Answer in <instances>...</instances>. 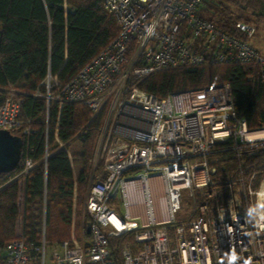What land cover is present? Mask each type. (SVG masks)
Wrapping results in <instances>:
<instances>
[{"label": "built area", "instance_id": "1", "mask_svg": "<svg viewBox=\"0 0 264 264\" xmlns=\"http://www.w3.org/2000/svg\"><path fill=\"white\" fill-rule=\"evenodd\" d=\"M201 1H103L118 24L116 37L65 85L47 76L43 95L46 118L50 102L57 103V121L64 102L92 112L105 109L95 153L100 151L102 165L85 197L88 240L80 243L72 229L68 240L46 242L43 211L40 238L20 235L6 243L0 264H46L48 258L53 264H116L110 239L127 234L135 247L121 249V264H264V175L259 170L264 164L248 163L264 149V128L250 130L237 117L228 84L164 98L128 87L132 79L164 69L200 65L251 64L264 83V57L250 43L254 28L236 22L238 36L225 33L197 16ZM51 80L58 87L55 95H50ZM20 108L9 88L0 106L1 130L13 134L20 129ZM29 133L28 127L20 129L21 135ZM53 133L69 158L57 138V123ZM229 141L228 148L217 150L236 161L234 176L223 181L222 198L212 181L216 160L209 156L216 145ZM47 156L45 150L44 163ZM34 166L26 157L13 179L26 177ZM152 181L162 186L166 220L156 219ZM196 189H204L199 217L173 226L171 238L167 228L182 193ZM136 191L145 220L131 214L129 195Z\"/></svg>", "mask_w": 264, "mask_h": 264}, {"label": "trees", "instance_id": "2", "mask_svg": "<svg viewBox=\"0 0 264 264\" xmlns=\"http://www.w3.org/2000/svg\"><path fill=\"white\" fill-rule=\"evenodd\" d=\"M103 1L0 0V106L12 88L21 102L20 129L30 130L26 136L20 129L13 132L22 138L20 160L13 171L0 174V248L19 235L38 240L43 211L46 242L68 238L72 198L76 191L80 203L90 183L93 151L105 109L92 112L83 105L64 102L57 121V103L50 102L47 131L44 83L50 76L59 86L65 85L116 37L118 24L104 10ZM237 11H249L260 21L264 0H202L196 14L225 33L238 36L235 23L249 21ZM131 81L129 88L157 98L228 84L237 117L243 118L250 130L264 128V83L251 64L180 66ZM57 89L51 80L50 95ZM56 123L57 138L66 146L69 158L53 137ZM231 144L216 145L209 156L216 160L212 164L215 187L234 176L236 161L229 152L217 151ZM45 150L48 156L44 163ZM26 157L35 163L34 168L26 177L13 179ZM248 163L264 164V149ZM259 170L264 175V165ZM119 241L132 243L134 239L127 234Z\"/></svg>", "mask_w": 264, "mask_h": 264}, {"label": "rangeland", "instance_id": "3", "mask_svg": "<svg viewBox=\"0 0 264 264\" xmlns=\"http://www.w3.org/2000/svg\"><path fill=\"white\" fill-rule=\"evenodd\" d=\"M237 14L241 15L243 18L247 19L249 21V24L254 28V34L250 39V43L251 45L258 51V53L260 55H262L264 57V17L260 20L257 21L256 17L254 15L251 14V12L249 11H237ZM103 109V108H102ZM100 109V110H102ZM98 110V111H100ZM45 123H46V127H47V131H48V124H49V120L46 118V112H45ZM47 133V132H46ZM97 142H98V138L94 147V151H93V156H92V162H91V176H90V183L89 185L92 183L91 181V177L93 175V173H95L98 168H100V166L102 165L101 162V155H100V151L98 154L96 153V148H97ZM47 144V142H46ZM219 178L216 179V182L219 183V181H217ZM216 185H218L216 183ZM88 186L85 188L83 197L81 202H78V198L76 196V191H75V196L72 198V212H71V218H70V224H69V231H68V238L65 240H68L70 237V233L71 230L73 229L74 234L76 236V239L80 242V243H85L88 240V236L86 234V225H84V223L86 222V220H88V215L87 212L85 210V197H86V193L88 191ZM216 192H220L221 193V197L225 196V192L223 191V186H216ZM204 193V189H196L194 190L192 193H189L187 191H184L181 195V200H180V209L179 211H177V213L174 216V221L170 222V224L168 225L167 228V232L168 235L173 238V226L176 225H180L183 224L189 220H193L196 219V217H199V207L200 205L203 203V195ZM117 198L119 199V194H117ZM120 200V199H119ZM120 205H121V212H123V205L121 203V201H119ZM141 211V212H140ZM136 214H142L143 217L145 216V211L143 206H138V208H136ZM146 218V216H145ZM145 220V219H144ZM138 224L140 223L139 220H135ZM169 230H171L169 232ZM44 238H45V222H44ZM20 236V235H19ZM124 236V235H123ZM119 237L116 239H110V246L109 249L112 252L113 256L116 255L115 260L117 261L118 264L122 263L121 260V256H120V251L124 246H130V247H135L133 245L134 242L132 243H121L120 244V239L123 237ZM63 240V241H65ZM119 241V242H118ZM53 243H60V242H53ZM46 264H53L49 258L47 259Z\"/></svg>", "mask_w": 264, "mask_h": 264}, {"label": "water", "instance_id": "4", "mask_svg": "<svg viewBox=\"0 0 264 264\" xmlns=\"http://www.w3.org/2000/svg\"><path fill=\"white\" fill-rule=\"evenodd\" d=\"M22 138L0 129V174L13 171L21 156ZM89 232V225L86 228Z\"/></svg>", "mask_w": 264, "mask_h": 264}, {"label": "bare ground", "instance_id": "5", "mask_svg": "<svg viewBox=\"0 0 264 264\" xmlns=\"http://www.w3.org/2000/svg\"><path fill=\"white\" fill-rule=\"evenodd\" d=\"M260 135L264 136V132L262 131L260 133ZM152 182H154V181H152ZM152 187H153V190L155 192V195L153 197V204H154L156 212H157L156 219L157 220H166L168 218V214L166 213V209H165V205H164L165 203H164L163 195H162V186L160 185V183L155 181L154 184L152 185ZM129 202L132 205L131 214L136 215V208H138V206H141V204L143 203L141 195L139 194L138 191H136L134 193L133 192L130 193ZM144 219H145V216H144Z\"/></svg>", "mask_w": 264, "mask_h": 264}]
</instances>
